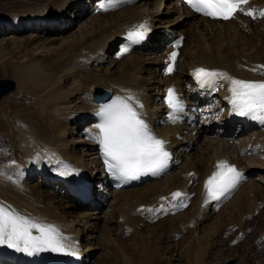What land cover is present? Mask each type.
Instances as JSON below:
<instances>
[{
    "label": "bare ground",
    "instance_id": "bare-ground-1",
    "mask_svg": "<svg viewBox=\"0 0 264 264\" xmlns=\"http://www.w3.org/2000/svg\"><path fill=\"white\" fill-rule=\"evenodd\" d=\"M31 1L24 0L25 7H7L0 12V71L10 72L16 84V91L0 100V204L57 227L74 245L73 250L83 256L78 264H90L95 254L107 250L108 255L99 257L95 264H222L216 262L221 256H215L214 251L221 233H230V227L244 233L257 204H264V174H253L256 170L264 173V127L242 128L228 112V80L202 82L194 74L204 68L236 79L264 81V17L258 14L264 0L244 8L241 22L227 23L182 17L185 15L171 0H165L162 11L163 0H139L113 12L103 11L99 0ZM250 9L255 10V19L244 14ZM86 15L90 18L86 24L64 35L73 26L63 27L67 22ZM142 17H150L156 28L151 46L109 58L112 44H118L119 53L122 47H129L121 36L135 28ZM189 22L193 24L188 27ZM177 33L186 36L179 56L180 70L162 77L163 57L158 50L167 49L166 38ZM171 84L178 88L184 104L203 111L198 128L185 123L156 129L169 140L178 171L169 169L159 181L110 192L102 174L103 154L89 135L98 133L93 88L111 91L113 99L134 97L143 105L138 109L142 118L153 128L158 119L168 118L160 96ZM192 87L198 91L193 92ZM194 131L214 137L201 143L198 161L186 152L198 137L192 135ZM229 139L239 141L238 145L228 146ZM82 142V149L87 144L85 156L91 157L87 163L73 147ZM221 156H228L242 169L243 179L231 195L202 208L204 178L215 158ZM65 167L82 174L92 189L101 187L97 194L92 192L86 204L58 174ZM191 171L196 177L188 186ZM255 176L258 179L254 181ZM175 190L189 192L190 199L173 205L163 220L152 223L157 219L152 210ZM107 191L114 203L103 216L100 246L94 243L96 224H88L81 209L93 205L95 195ZM181 203L186 206L181 207ZM140 206L145 210L138 212ZM100 210L96 206L88 213L99 216Z\"/></svg>",
    "mask_w": 264,
    "mask_h": 264
},
{
    "label": "snow or ice",
    "instance_id": "snow-or-ice-1",
    "mask_svg": "<svg viewBox=\"0 0 264 264\" xmlns=\"http://www.w3.org/2000/svg\"><path fill=\"white\" fill-rule=\"evenodd\" d=\"M124 2L126 0H99V7L108 11ZM185 3L194 12L206 17L229 20L234 18L238 11L243 10L241 6L247 4L248 0H185ZM244 14L256 18L255 10L250 9ZM258 14L264 17V9ZM148 31V27L141 24L127 33V39L132 44L139 43L146 38ZM179 44L180 41H176L174 47H179ZM129 51L130 48L124 46L119 54ZM176 56V51L170 53L171 63H168L165 69L166 74L174 71ZM195 78L202 82L228 80L232 111L238 116L264 123V81L236 79L223 72L204 68L195 70ZM165 103L171 110L169 119L175 123L177 114L183 112L184 105L174 88L167 90ZM142 107L143 105L136 102L132 96L116 97L111 103L100 107L97 115L100 116L101 122L95 125L98 133L94 136L89 133L90 138L95 139L101 146L107 172L123 182L149 173L157 176L167 167L170 159V153L165 148L166 142L152 133L138 111ZM215 168L204 183L205 204L209 201H219L243 179L241 173L227 161H218ZM72 171L65 167L58 174L67 176L71 175ZM180 196V192L173 193V198ZM180 206L185 207L186 204L181 203ZM0 246L28 256L41 252L76 255L74 245L57 227L22 215L11 206L6 207L3 204H0Z\"/></svg>",
    "mask_w": 264,
    "mask_h": 264
},
{
    "label": "rangeland",
    "instance_id": "rangeland-1",
    "mask_svg": "<svg viewBox=\"0 0 264 264\" xmlns=\"http://www.w3.org/2000/svg\"><path fill=\"white\" fill-rule=\"evenodd\" d=\"M23 1L24 0H19V1L18 0H0V12H4L7 9V7H12V8H14V6H15V8L25 7L27 4L26 3H23ZM30 1L31 0H29V2ZM33 1H35L36 3H39L40 2V0H33ZM155 1L156 0H153V2H155ZM162 3H163V5H161L162 7L160 8L161 9L160 11L163 10L165 0H163ZM71 10L73 11L74 9L72 8ZM77 15H78V13H77ZM80 15H84V13H80ZM80 19H81L80 17L79 18H73V19H71V20H73V22H71V23L70 22H67L66 23L67 26H63V27H68L69 24H72L73 23V26L71 28H68V30H67L68 32L65 31L66 32L64 34L65 36L66 35H69L71 32H75L74 30H78L77 28H79V26H83L82 24H86L87 21L90 18H89V15H86L84 18H82V20H80ZM183 21L184 20H181V22H183ZM74 22H75V24H74ZM58 23L59 22L54 23L52 26H56V24H58ZM192 24L193 23L189 22L188 23V27L190 25H192ZM63 27L58 28V29L61 30V29H63ZM198 28H199L198 26L195 27L196 30ZM53 30H55V29H53ZM25 33H26V35H29L30 32H28L26 30ZM61 33H64V32H61ZM211 36L214 37V34L211 35ZM111 48H112V51H111V54L109 55V58H112V55L114 54L115 51H120V48H119L118 44L117 45L112 44L111 45ZM112 59H114V58H112ZM179 64H180V61H178V65ZM179 70L180 69H178V71ZM144 77L146 79L148 78V76L146 74L144 75ZM2 79H8V80H12V81L15 82V79H14V77L12 76V74L10 72H2V71H0V80H2ZM14 92H12V93H14ZM6 101H8V100H6ZM199 126H200V122L198 124V127ZM77 136H80V134H77ZM196 136H198V137H195V139L192 140V143L193 144H192V147H191V149L189 151V153H192L193 154V158L192 159L194 161H196V160L198 161V159L200 157V154H201V153L199 154V151L201 150L202 145L208 143V140L209 139L214 138L213 135L205 136L203 132H200ZM232 140H234L235 143L238 145V142L239 141H237L235 139H232ZM203 142H204V144H201ZM199 143H200L201 146L199 145ZM236 146L234 145V146H231V147H236ZM73 147L76 150V153L79 152L78 154H80V156H82V158H85V162L86 163L89 162V161H91L90 160L91 157L85 156V154H84L85 153L84 150L86 149V147H84L85 149L84 148L82 149L83 142H82V144H80V145L79 144H76ZM194 147H195V149H193ZM261 153L262 152L260 150L259 151V154H261ZM197 157H198V159H197ZM6 159H8L6 161H10V158L9 157H6ZM257 159H261V157H257ZM253 174L254 175H258V174H264V173H261L258 170H256V171H253ZM252 179H254V181H255V180L258 179V177L255 176V177H252ZM47 188H52V186L48 185ZM52 190H53V188H52ZM110 192H112V191H110ZM107 195H109V196H107ZM103 196H105V200L104 201L102 199ZM263 196H264V194H263ZM108 197L110 199H109V201L105 205L104 202L107 201L106 199ZM258 198H260V197H258ZM98 199H99V201H98ZM112 199H113V197H112L111 193H109L107 191V193L102 194L100 196H96L95 195L94 201H93V205L92 204L91 205H87V206H84L85 208H82L81 209L82 210V214L85 213V215H86V217L84 218L85 221L88 222V224H90V225L91 224H94V223L96 224V226H97V230L96 231L97 232H94L95 233L94 237H96V240H94V243H96V244H98L100 246H103V244L102 243H99V241H100V235L102 236V233L100 234L99 231L101 230V227L104 224V221L106 220V217H103L104 214L107 216L108 211H109V206H113L114 200H112ZM262 202H264V201H262ZM96 203L97 204L100 203L99 206H103V207H100V209H101L100 211H102V214L99 215V216L98 215H93V216L92 215H89V213L91 214V212L88 213V211H92L93 209H95L96 206H97ZM117 207H118V205L115 208H117ZM257 207L260 208L261 207V204L258 203ZM258 210L256 212H254V215H253L254 219L253 220L251 219L252 221L249 224V227L251 226V228L248 227L249 230H248V228L246 230V227H244V229L246 231L244 230L245 232L243 231L244 233H242V234H244V235L246 234L248 236H247V238L246 237L245 238L243 237L242 238L243 240H240V242L242 241V243H239L237 246H231L232 243L230 241H233V239H234V241H237L238 242V240L236 239V237H234L235 233L238 232L237 230H233L232 231V234H230L231 232L228 233L230 235H228L227 233L225 234V232L221 233L222 236H220V237H221V240H223L224 242L221 241V240H219L220 239V237H219V239H218L219 242H217V244H214V247H215L214 248V251L216 252L215 253V256H217V254H218V258H219V256H221V257L223 256V257H222V260H220V258H221L220 257L219 259L216 260V262H219L220 261L219 263H222V264H228L229 262H230L229 264H264V205H263L262 209L260 210L259 214H258ZM68 211H70V210H68ZM79 215L80 214H77L75 216H79ZM230 228L232 229V227H230ZM145 233L147 234V232H145ZM226 235H228V236L226 237ZM253 235H254V238L252 239ZM239 237H240L239 234H237V238L238 239H240ZM83 238H85L84 237V234H83ZM257 242L260 244L259 246H258V243ZM108 253L109 252L107 250L106 253H104V254L103 253L100 254V255H99V253H97V255L95 254V256L93 257V259L90 261V264H95L100 258L103 257V255H108ZM243 260H244V262H242Z\"/></svg>",
    "mask_w": 264,
    "mask_h": 264
},
{
    "label": "water",
    "instance_id": "water-1",
    "mask_svg": "<svg viewBox=\"0 0 264 264\" xmlns=\"http://www.w3.org/2000/svg\"><path fill=\"white\" fill-rule=\"evenodd\" d=\"M16 89V84L12 80L2 79L0 80V100L7 94L13 92ZM111 96V92L105 89L94 87L92 93V101L95 104H100L107 101Z\"/></svg>",
    "mask_w": 264,
    "mask_h": 264
}]
</instances>
